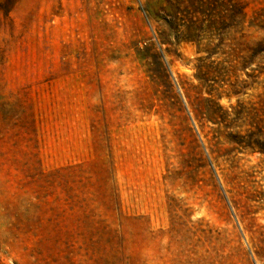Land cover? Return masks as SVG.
Here are the masks:
<instances>
[{
  "label": "rangeland",
  "instance_id": "obj_1",
  "mask_svg": "<svg viewBox=\"0 0 264 264\" xmlns=\"http://www.w3.org/2000/svg\"><path fill=\"white\" fill-rule=\"evenodd\" d=\"M261 41L264 0H0V264H264Z\"/></svg>",
  "mask_w": 264,
  "mask_h": 264
},
{
  "label": "trees",
  "instance_id": "obj_2",
  "mask_svg": "<svg viewBox=\"0 0 264 264\" xmlns=\"http://www.w3.org/2000/svg\"><path fill=\"white\" fill-rule=\"evenodd\" d=\"M253 23V22H252ZM249 25L251 26V24L249 23ZM262 43H263V41H261V42H258V50L261 52V53H264V50L262 49V48H260L261 46H262ZM263 48H264V45H263ZM256 50H253L252 52H253V55L255 54V53H257V52H255Z\"/></svg>",
  "mask_w": 264,
  "mask_h": 264
}]
</instances>
